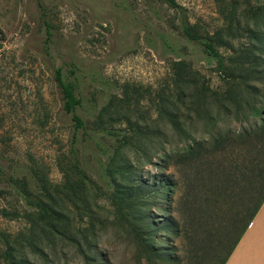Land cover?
Wrapping results in <instances>:
<instances>
[{
	"label": "rangeland",
	"instance_id": "obj_1",
	"mask_svg": "<svg viewBox=\"0 0 264 264\" xmlns=\"http://www.w3.org/2000/svg\"><path fill=\"white\" fill-rule=\"evenodd\" d=\"M176 1L202 35L220 39L218 57L187 39L178 12L162 0H0V264L13 263L9 246L26 264L220 263L264 154L235 141L219 157L180 163L176 151L194 143L182 142L171 119L184 133L208 138L216 129L239 130L256 117L255 107L264 114V0ZM178 60L211 95L200 107L192 87L186 97L177 93ZM59 67L79 85L87 106L77 112L87 126L111 101L125 106L118 120H104L125 138L97 132L88 140L86 130H76L63 110ZM162 91L171 93L165 113L157 105ZM237 109L243 121L234 119ZM76 138L86 180L74 167ZM15 179H24L26 194ZM165 180L174 186L162 195ZM41 187L80 242L39 236L43 249L31 250L28 241L42 227L31 203Z\"/></svg>",
	"mask_w": 264,
	"mask_h": 264
},
{
	"label": "trees",
	"instance_id": "obj_2",
	"mask_svg": "<svg viewBox=\"0 0 264 264\" xmlns=\"http://www.w3.org/2000/svg\"><path fill=\"white\" fill-rule=\"evenodd\" d=\"M165 3H167L171 8L175 9L179 14V24L178 27L181 29L182 33L187 37L190 41H196L197 43L201 44L204 48V50L207 52V54L211 57H218L219 52L216 48V43L219 42L220 39H217L216 41L212 40L208 36L202 35L198 29L195 27L194 24H192L186 13L185 8L180 5L176 0H162ZM260 8L257 7L252 13L254 17H258L261 15V12L259 11ZM175 74L173 78V83L175 84V88L177 89L178 94H182L184 97H186V90L187 87H192V90L195 92L194 96L198 97V106L203 104L206 99H208L211 95L207 93V88L205 86H202L200 84V81L198 79L197 71L187 70L186 62L183 60L175 61ZM73 73L74 71L71 70ZM55 78L57 80V83L60 87L61 91V99H62V106L63 110L71 114L73 121L75 122L76 130L83 129L86 130V139L93 140L95 137V134L97 132H102L105 136L110 138H118L119 136H123L125 138L126 135L123 134L122 130L114 128L110 125H104L105 117L108 116L109 120L116 121L120 118V116L123 114V109L125 106L123 104H112L111 101L109 105H106L101 109L100 112H98V115H96V118L94 119V122L92 126H87L85 119L77 112V110L85 109L87 106V102L85 101V98L82 96V94L79 92V85L77 82L69 81L65 78L64 73L62 71V68L59 67L56 69L55 72ZM216 94L214 93L213 96ZM170 96L171 93H167L165 91H162V93L159 95V100L157 101V105L159 107V111L161 113H165L167 110V107H170L172 103L170 102ZM179 100V99H178ZM198 107V108H199ZM115 108V111H112ZM252 114L256 117L249 121L248 124L243 125L239 130L234 131L233 133L224 134L222 131L216 129L215 131H212L211 135L208 138H205L203 136L195 137L193 133H184L182 127L176 125L177 119L172 118L171 124L177 127L179 130L183 132V140L182 142L185 145H188L187 143L190 141H193L194 144L189 143L187 149H178L176 151V159L180 163H184L185 161H188L192 159V157L195 156H204L206 153H210L211 156L215 155L216 157H219L224 151H228L231 148V144L233 142H240L241 144L248 145V149L251 148V150H255L260 155L264 154V114L262 109H259L258 107L253 108ZM197 111L195 109L194 116L199 118V115H197ZM240 110H235L234 119L236 121H243L240 118ZM260 115V116H259ZM111 117V119H110ZM208 117L213 123L214 126H216V122L213 117L211 116L210 112H208ZM124 118V117H123ZM127 119V118H126ZM195 120V119H194ZM78 139L76 138L74 140V144L71 148L73 157H74V167L79 174L80 178L83 180L87 179V175L82 168L80 164V160L78 158L77 148H76V141ZM165 142L169 143L168 139V133L166 134L165 131L162 132V151L163 154H167L165 151ZM99 148H102L105 153L109 152V149L105 147L104 144L98 142L97 143ZM257 173L254 180V185L251 191V194L248 198V201L245 203L243 210L238 211L236 214V218H240L242 220V223L240 225H236V229H238L236 236L234 237V240L228 247L224 257L221 259L219 264H225L228 257L232 253L233 249L239 242L240 238L242 237L243 233L253 220L254 216L258 212L259 208L264 202V166L261 167V164L257 163ZM219 168V166H218ZM217 168V169H218ZM3 172V171H1ZM31 177L35 178L37 181L38 174L37 173H31ZM16 183L19 185V188L26 194L27 189L24 183V179H15ZM171 186H174L173 183L170 181H163L160 192H163L164 189L171 188ZM42 188V187H41ZM41 190L43 192L41 197H36L34 200V203L32 201L31 205L36 206L38 216L36 217V222L39 226L40 222L42 223V227H40V235H37L35 231L33 232V235L30 237L28 241V245H30V248L33 252H36L38 250H42L43 248L40 246L41 244H36V241L38 240L39 236L45 238L44 236L51 237L52 234H59L61 236H64L65 238L69 239L73 242H80V237L76 236L72 231H70L68 223V215L62 210L56 209L55 205H57V199L53 196L49 195L50 190L46 187L42 188ZM166 228L174 230V227H172V224L166 223ZM159 227H155L154 229L148 230L150 238H155L156 231ZM82 238L85 239V241L88 243V237L87 235H83L79 232ZM148 248L151 252H155L156 248L154 245H149ZM22 250V249H21ZM15 249L12 246H9V249L7 250V253L12 257L13 263L12 264H26L25 262L29 263L30 260L28 258L19 259L16 257ZM15 254V255H14Z\"/></svg>",
	"mask_w": 264,
	"mask_h": 264
},
{
	"label": "crops",
	"instance_id": "obj_3",
	"mask_svg": "<svg viewBox=\"0 0 264 264\" xmlns=\"http://www.w3.org/2000/svg\"><path fill=\"white\" fill-rule=\"evenodd\" d=\"M225 264H264V202Z\"/></svg>",
	"mask_w": 264,
	"mask_h": 264
}]
</instances>
